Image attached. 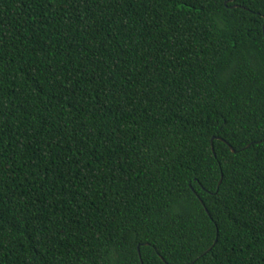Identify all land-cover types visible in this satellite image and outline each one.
I'll return each instance as SVG.
<instances>
[{"label":"trees","instance_id":"16d2710c","mask_svg":"<svg viewBox=\"0 0 264 264\" xmlns=\"http://www.w3.org/2000/svg\"><path fill=\"white\" fill-rule=\"evenodd\" d=\"M0 264H264V0H0Z\"/></svg>","mask_w":264,"mask_h":264},{"label":"water","instance_id":"95a60500","mask_svg":"<svg viewBox=\"0 0 264 264\" xmlns=\"http://www.w3.org/2000/svg\"><path fill=\"white\" fill-rule=\"evenodd\" d=\"M234 151V149H232Z\"/></svg>","mask_w":264,"mask_h":264}]
</instances>
